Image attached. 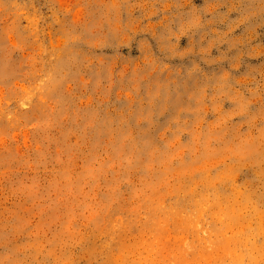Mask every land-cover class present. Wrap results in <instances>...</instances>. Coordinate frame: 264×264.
I'll return each instance as SVG.
<instances>
[{"label": "rangeland", "instance_id": "1", "mask_svg": "<svg viewBox=\"0 0 264 264\" xmlns=\"http://www.w3.org/2000/svg\"><path fill=\"white\" fill-rule=\"evenodd\" d=\"M0 264H264V0H0Z\"/></svg>", "mask_w": 264, "mask_h": 264}]
</instances>
